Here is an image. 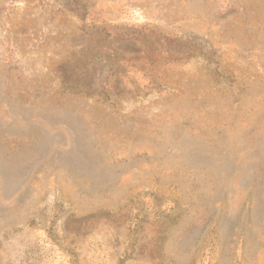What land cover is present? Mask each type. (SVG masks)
Masks as SVG:
<instances>
[{
  "label": "rangeland",
  "instance_id": "obj_1",
  "mask_svg": "<svg viewBox=\"0 0 264 264\" xmlns=\"http://www.w3.org/2000/svg\"><path fill=\"white\" fill-rule=\"evenodd\" d=\"M0 264H264V0H0Z\"/></svg>",
  "mask_w": 264,
  "mask_h": 264
}]
</instances>
